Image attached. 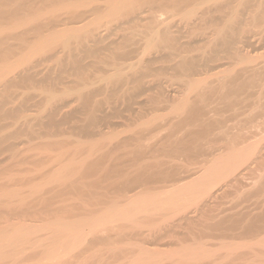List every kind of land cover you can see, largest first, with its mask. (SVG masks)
<instances>
[{
  "label": "bare ground",
  "instance_id": "bare-ground-1",
  "mask_svg": "<svg viewBox=\"0 0 264 264\" xmlns=\"http://www.w3.org/2000/svg\"><path fill=\"white\" fill-rule=\"evenodd\" d=\"M158 12H165L168 16L169 14H171L170 16L173 15L174 18H176L175 16H177V14L180 15L179 13L183 12V15H180L183 18L178 16L177 20H180V18L183 20V22L184 20H186L187 27L185 26V28L188 29L189 26L192 30L194 27H198V30H200L199 27H204V25L214 22V33L211 32L212 27L210 25L209 26L211 27V29L209 31L207 30L209 33H213L212 38L209 37V44L206 42V45H208L207 47L210 49V52H206L208 51L206 50L207 47L205 46V48L203 46L206 51L203 48L204 53L203 55L201 53L202 57L200 56L201 58H203V60H210V62L213 61L211 59L215 57L217 53H219V50L227 51V53L229 52L237 55L243 52L239 51L237 47L238 43H242V39H244V37L245 39H247L246 37L252 32L251 30H253V27L255 29L259 25L264 24V0H0V112H2L0 116V264H219L221 261L218 260L219 252L223 253L222 256L221 254L219 256H221V259H224L225 261H229V258L232 257V255L235 253L234 247L236 246L234 242L231 241V239H233L232 235L234 234V232L238 231L239 227H241V231L243 230L244 232V229H242V227L245 221L247 223H245L246 226L249 225L248 222L250 221V217H247V215L246 217H244V215L239 217L237 214H235L236 212L229 213L225 210L221 211V208L219 211L221 213L216 214L215 210L217 208H215L216 205L214 206V203L216 202L213 203L212 201L214 200L213 197L215 193H213V190L215 191L216 187H219L221 184L226 187H224V190H226L230 185L231 187H233V182H238V175L240 174L238 173V169L243 165L245 167L247 163L249 164L253 159L252 157L257 154V142L254 144H248L247 146L243 145L245 148H240L238 146L239 141L242 140V143H248L246 140H244L246 139V132L242 133L243 131H240L238 133L236 130L237 133H231L221 127L222 129L219 130V132L213 133L211 131L215 130L209 131V127L208 129L204 130L200 128L201 130L199 132L202 135H200L199 138H191V141L188 140L184 141L183 143L181 142L183 144L182 147H179L178 141L176 142L175 146L173 145L174 147L169 145L170 148H173L172 152L170 151V153L164 154V151L163 154L158 153V151L155 150L156 148H154V146L157 145V143L161 142V140H155L157 137L159 138V135L161 136V134L158 135L159 129H163L164 126L168 127L169 125L170 127H173L174 130V127L178 128L185 122L187 123L188 120L185 121L183 119L185 117L182 116L185 114L183 112H185V110H187L189 107L190 108L188 110H191V113L193 111L195 112L193 113L194 117L195 114H199L197 118L195 117L196 119H192L190 117V113L189 117H187L189 118V121L191 119V121L196 120L199 123H207L205 118L204 120L202 119L203 111H205L203 113L204 115L205 113H209L208 111L206 112V103L204 101V99H208L205 98L206 96L209 97V95L211 94H216L220 97L219 99H221L228 107H232L233 110L235 108L236 110V106L239 104L242 105V103L246 100V96L251 87L253 88V86H255L257 83L259 84V81L257 80L258 82H256V79H254L256 68L255 73H253L252 75L253 77H250L248 75L249 78L246 81L245 79L242 80L245 81L243 83L234 84V81H238L239 77L237 78V75L233 74L236 76L235 78H237L236 80L233 79V81L230 79V75L232 77V74H230V80L220 79V81L218 79V85L216 82L217 86H213V83H211L212 81L209 82V80L207 79L203 80L200 76V79L197 78L198 80L195 79L196 82H193L192 78L189 77V73V75H187L189 78H187H191L192 82L190 80V88H187L194 92L192 94H195L196 91L197 93L196 95H194V97H198L196 98L198 102H193V104L195 103L194 108H191V104L188 105L191 102V98H193V96H187V92L189 93L191 91H185L186 94L184 95H186V98H184L185 96L183 95L184 99L182 100V98H180L181 100L179 99L178 101L179 104L175 106V108L172 107L173 109L170 108L172 111V114H170L172 116H166L170 111L167 114L165 112V116L164 112L163 115L160 114V109L158 108L159 111H156V109L154 111L155 114L152 113L153 111L150 112L151 114H154L152 116L149 114L152 119H150V116L149 118L147 117V120L144 121L143 118H141L142 120H140V116L137 118L141 122H137V125L139 127H137V125H134L135 129L136 127L138 128V132L136 129V133L134 132V130H131L134 127L129 129L132 125L129 126L126 124L128 128L127 126H124L126 127V129H128L127 131L131 130L130 132H133L132 134H129L130 132L128 133L127 131L125 132L126 129L119 127L118 131L120 129L124 130H122V135L121 133H118L116 131L117 129L115 130L116 133L114 132V130H111L113 132L108 130L111 126H113L111 123V121L113 120H109L111 115L109 113H111L115 108L111 107V109L108 106L107 108L109 110L111 109V111L108 112L109 110H107V113H105L106 110L104 111L101 107L102 102L96 101L101 97H96V99L93 100V95L97 90L91 89L97 84H94V86H90L89 82H92L94 78L95 79L93 80V83L98 82V80H96L98 78H96L95 73V77H93L92 79H86V77L88 76L84 77L85 75H82L85 79H79L82 76H77L78 78H76L81 81L79 84L74 87L71 86V88L70 86L66 85L63 89H61L59 93L56 92V89H53L54 86L46 87L42 85L43 83H40L41 86H43L42 88L38 86L39 82H37V79L40 78H38V76L40 75L41 71H43L42 75L44 74V69L42 70L41 68H39L40 63L43 61H45L46 64L47 60L50 62L52 61V59H55L58 62L63 63L66 58L70 59L74 57L78 58L76 59L77 61L74 60L78 62L79 57H81L82 52H84L85 55H91L92 58L100 57L99 59L101 60V62H104L106 65H108L107 63H109L110 60H108V62L106 63L104 61L105 56H103V54L104 52H107V50L109 51L110 48L112 50V46L116 50V45L114 47V44L117 43L116 38L115 43L113 44L112 42L111 46H108L109 43L105 47L102 45L105 42V39L109 37H106V34H109L107 30H110L111 28H109V24L118 20L120 21L121 18H126L129 24L132 21V23H136L134 19L138 18V20H140L141 17H147L148 14L152 16L150 17L155 21V23H158V15H156ZM219 17L221 18L220 21L217 20L219 19ZM147 18L149 19V17ZM146 19L144 18V20ZM171 19L173 18L171 17ZM177 20L173 19L171 20V23L172 21H174L175 23ZM124 22L127 23L126 21ZM183 22L181 21L180 23ZM167 23L165 24L167 25ZM158 24H153L155 25L153 26V29L151 27L149 28V33H151V29L152 33L151 35L149 34L148 37L146 36L147 47H151V45L155 41H158L160 42L159 44L162 45L161 48H169L170 50L173 49L172 51L167 53L168 55L177 53V57H179V60L175 57L174 59L178 60V62L175 64L179 69L184 71V69L186 68L185 71H189V69L195 67L197 68L199 56L196 57L195 55L192 56L191 54L190 56L187 54V52V55H183L182 50L180 48L177 49V36H173V34L175 35V31L172 34L170 25L165 26L164 28L162 27L161 29ZM180 25L178 24L177 27ZM183 25H185V23H183ZM134 26L136 25L134 24ZM119 28L121 29V27ZM259 29L262 30L263 28ZM181 30L182 29H180V31ZM187 31L189 32V30ZM203 31L205 33L206 30ZM256 32L257 29H255V33ZM245 33L249 34L246 36ZM258 33L260 34L259 31ZM133 35L135 36L136 34L134 33ZM133 35L131 34L125 36L126 43L132 40ZM193 35L194 34H192V37ZM205 37H207V34ZM110 38L111 36L109 37V39ZM196 38L197 37H195V39ZM137 39L138 38L136 37V40ZM133 41L135 42V40ZM260 42L261 41H259V43ZM104 44H107V41ZM203 44L205 45V42H203ZM154 45L159 46L156 42V44L152 45V48H154ZM98 46L103 49L101 50L102 54H100V56L97 53V55L93 54L97 50ZM118 46H120V44ZM128 46L129 45H127V47ZM120 47L123 48V46ZM174 48L176 49L174 50ZM190 48H192V46ZM104 49L106 51H104ZM131 49L133 51V48ZM117 50H119L118 47ZM121 50L122 49H120V52ZM152 50H156L158 54V49ZM185 50L187 51V49ZM98 51L99 50H97V52ZM200 52H202V50H200ZM111 53L109 54V58H111L112 61L109 64L112 65L109 68H113V72H111L112 74H109V72L107 75L100 74V76L102 75L104 77H101L102 79L100 78L99 81L103 80L104 78H106V80H104L105 82L107 81V79L108 81H110V87L107 88L108 92L110 89V94H116L121 92L120 90L124 91V89H126V91H124L125 93L123 92V95H128L130 93V90H132L130 89L132 88L130 85L133 83V86H135L136 88L134 82L141 84L142 80L147 77L152 71L153 66L150 67L149 65H147L145 63L146 61H143L144 63H141V56L139 57L140 61L138 62H126V60L125 63H122L123 60H121V62L119 63L122 55L117 56L115 52V55H111ZM160 53L161 52H159V54ZM109 55H107V57ZM88 56L87 58L89 59ZM253 56L251 55V58L248 57L251 60L250 61L248 59V62L250 61V64H252L253 62L255 63V61L257 62V60H252ZM255 57L257 58V56ZM159 58L161 59L162 57ZM220 58L221 57L219 56V60H221ZM244 59L246 60L247 58H245L244 56ZM70 60L71 63H73L72 59ZM70 60L68 62H70ZM92 60L93 62L96 61L95 58ZM155 60L153 62L156 63L157 59ZM171 60L173 61V59ZM206 62L207 61H205V65ZM66 63L67 62H65V65ZM250 64H247V66H249ZM18 65L21 66L20 69L17 68ZM76 65L77 64L75 63L74 70L76 68ZM96 65L97 64H95V66ZM152 65H154V63ZM171 65L173 66V64ZM256 65L258 66V69L260 65ZM14 67H16L17 71L14 72V75L10 74L12 76L9 77L8 75L12 72L11 70ZM61 67L59 68V71L63 68ZM77 67L81 68V65H77ZM165 67L166 66L162 68ZM252 67L254 68L255 65ZM80 68L79 71L82 73V68ZM125 69L127 70V72L125 71ZM200 69L202 68L200 67ZM259 69H261V67ZM79 71L77 70L75 73ZM211 71L212 70H210L209 75H211ZM258 72L259 71H257V73ZM61 73L62 72H60V74ZM186 73L184 72V74ZM220 73H222V70L220 71ZM220 73L217 74V77L220 78V76H224L223 78H225V75H221ZM243 73L247 75L246 72ZM67 74L68 76H70L69 73ZM82 74H85V72H83ZM154 75L155 74L153 73V76ZM160 75H162V73ZM159 76L157 75V77ZM182 76H180V78ZM263 76L264 75H262V77ZM52 77L53 75L51 76V78ZM55 77L52 79L50 78L52 82L53 79L55 80L54 84L60 82V78L63 76L58 74V77H56V79ZM151 77L149 80L152 79ZM155 79L156 78L154 76V79L152 80ZM188 79H186L185 76L184 82H186V80ZM56 80L59 81L57 82ZM65 81L66 80H64V82ZM144 81H146V78ZM45 84L48 85L47 83ZM99 84H101V82ZM164 84L162 86H164ZM57 85L59 86V84ZM103 86L107 87V85L105 86L104 84ZM147 86L150 87L149 84ZM154 86L157 87L158 85ZM38 87L41 91H47L45 93L47 94V97L43 92V96H45L44 98H46V102H44L42 106L46 103L49 104L48 106L50 107V105L52 106V103H54L55 105L56 101L61 97L63 99V96L67 97V95L75 94L78 98V101H82V104L80 107L78 104V110H74L75 107H73L74 111H72L70 114L78 112V114H81V117L82 115H84V117L81 119L79 118V120L68 122L70 123V125H66L67 123L65 124L54 121H43V119L46 120L45 116V118L42 117L43 119L40 118L38 121L36 115L35 117H32V114H29V116L27 113H20V110L22 109V111H24V108H19L20 110H17L19 113H10L11 110L13 112L16 109H14V106H12V104L15 105L14 102H17L15 101V95L20 91V89H36ZM104 87L102 89L100 86L101 90H105ZM263 87L261 84V87L259 88H262L263 90ZM158 88L159 87H157V89ZM31 91L33 90H30V92ZM259 93L260 91L258 92V94ZM153 96L154 95L150 97ZM260 96L261 95H259V97ZM102 98L104 99L105 97L102 96ZM147 98H149V96ZM193 99L195 101V98ZM209 99L211 100V98ZM116 100L115 105L117 103ZM129 100H131V98H129ZM122 101L126 103L125 101L127 100H125L124 98ZM146 101L148 100L146 99ZM175 101L177 102V99H174L173 105L177 104L175 103ZM256 101H259V99ZM119 102L118 104H120ZM132 102L133 101H131V103ZM60 103L56 104L57 107ZM257 105H260V103ZM110 106H112V104ZM243 106L244 104L242 105V107ZM258 107H261L263 109V114L261 117L264 119V104ZM56 108L53 109L54 111H51L53 113L56 112ZM131 108L132 107H130V109ZM207 108L209 107L207 106ZM238 108L240 107L238 106ZM41 109L45 111L43 107ZM70 109L72 110V108ZM115 110H113L112 114L116 113ZM188 110L186 111L187 113H189ZM136 111L134 110L135 113ZM142 111L144 112V110ZM7 112H9V114H7ZM30 112L32 113V111ZM156 112H159V114H157ZM217 113H219V111ZM43 114L44 112H42V114L40 113V116H38L41 117ZM129 114L131 115V112H129ZM122 115L120 116L119 114L120 118L123 117ZM206 115L204 117H206ZM143 116L145 115L143 114ZM51 117L53 116L51 115ZM129 117L126 119H130ZM200 117H202V121ZM207 118L209 119L210 117ZM111 119L114 118L112 117ZM258 119L260 121L259 117ZM119 120L120 122H122V119ZM119 120L115 119V121H118V123ZM209 120H211V118ZM261 122L264 124V120H261ZM123 123L125 124L126 121ZM130 123L132 124L133 122ZM195 123L196 122H194V124ZM200 124L198 125L200 126ZM257 124L258 123H256V126ZM214 125H216V123ZM141 126L144 129L141 128ZM113 127L112 129H114ZM258 127L260 128V125H258ZM105 128H107L109 132H107ZM140 128L142 130H140ZM247 129L248 128H246V130ZM124 132L126 133V135L129 134L131 136L124 137ZM176 132H178V129ZM170 136L173 135L171 134ZM70 138H74V141H71V143L69 141ZM261 139L263 141L264 135H262ZM173 142L171 141V143ZM221 143L222 145H220ZM70 144H72L71 148ZM168 147L165 148V151ZM161 155L162 157H160ZM257 161H259V159L256 160V163ZM254 167L251 173H253L255 169ZM241 169H243V167ZM247 170L248 169H246V171ZM248 172L250 173V170H248ZM261 177H259L258 180L256 179V184L260 182ZM256 184L254 186H256ZM259 191L260 190L258 189V192ZM218 194L220 195V193L217 192V195ZM21 208H23V210L25 208V211H23ZM244 213L245 212H243V214ZM187 214H193L195 218L190 219L192 215L189 216L190 218H188ZM235 215H237L238 217L234 219ZM255 219L257 220V218ZM255 219L252 218V221L254 220V224L256 222ZM251 224L253 225V223ZM254 228L256 229V227ZM248 231L249 230L247 229V232ZM185 232L188 233L186 235L190 234L189 238L191 237V242L189 241L190 239L186 240L184 239V237L182 238ZM250 232L252 231L250 230L249 233ZM252 233H254V231ZM238 236H240L239 233ZM233 237L236 238V235ZM229 241H231L233 244ZM239 242L236 243L240 246L242 242ZM218 243L219 247L216 246V244ZM244 243L246 242L243 241L242 245ZM259 244L260 246L264 245H261V243ZM173 245H176V247H172ZM246 245L250 246L248 248H251L253 244L249 245L246 243L245 246ZM255 245H257V243L255 244L254 242V246ZM247 246L243 248H247ZM236 248V251L239 250L238 246ZM262 254H260L262 256L261 258L264 259V256ZM235 255H237V253ZM260 255L256 253V257L252 256V263L259 260H261V262H264L262 259H256ZM224 260L221 262H224ZM230 261H232V259ZM248 261L250 260L248 259ZM246 263L247 262H245V264Z\"/></svg>",
  "mask_w": 264,
  "mask_h": 264
},
{
  "label": "rangeland",
  "instance_id": "rangeland-1",
  "mask_svg": "<svg viewBox=\"0 0 264 264\" xmlns=\"http://www.w3.org/2000/svg\"><path fill=\"white\" fill-rule=\"evenodd\" d=\"M163 12H158L156 15H158L157 16V19L159 20V24L158 23H155V21L151 18L152 16L151 15H149L148 14V16L147 17H149V19L147 18V17H141L140 18V20H138V18H136V19H134V21H136V23L134 22V23H132V22H130V24L128 23V21L126 20V18H121V20L118 22V21H115V22H113V23H111V24H109V28H110V30H107L108 31V33L109 34H106V37L107 36H111V38L109 39V37H107L106 39H105V42L104 43H106V41H107V44H102L104 47L106 46V45H108V43H109V45L108 46H111L112 45V42H113V44L115 43V41H116V38H117V43H115L114 44V47H115V45H116V50H117V47H118V49L119 50H115V48H113V46H112V50H111V48H110V50L108 51L107 50V52H104V54H103V56H105L104 57V61L107 63L108 62V60H110V62L109 63H111V61H112V59L111 58H109L110 57V53H111V55L112 54H114L115 55V53H116V55L118 56V55H122V57H123V59H122V57L120 58V60H119V63L121 62V60H123L122 61V63H125V61L126 62H135V61H140V59H139V57L141 58V63H144L143 61H146L145 63L147 64V65H149L150 67H152V71L149 73V75L147 76V77H145L146 78V81H144L145 80V78L142 80V82H141V84H139V83H137V82H134L135 83V85H136V88H135V86H133L134 84L132 83L130 86L132 87V88H130V89H132V90H130V93L129 92H127V93H129L128 95L127 94H125V95H127V96H125V95H123V92L124 91H126V89H124V91L123 90H120L121 92H119V93H111L110 94V89H109V92H108V90H107V88H109L110 86V84H109V82L110 81H108V79H107V81L105 82L104 80H106V78H104L103 80H100L99 81V79L102 77H104V76H100V74H103V75H107L109 72V74H112L111 72H113V68H109V67H111V65L112 64H109V63H107L108 65H106L104 62H101V60L99 59L100 57H98V58H96V57H93L92 58V56L90 55V56H88V55H85V53L84 52H82V56L81 57H79V60H78V62H76L77 60L76 59H78V58H70V59H72V62L73 63H71V60L70 59H65V61H63V63H61V62H58L57 60H55V59H52V61H48L47 60V62H46V64H45V61H43V62H41L40 63V66H39V68H41L42 70L44 69V76L42 75V73H43V71H41L40 72V75L43 77H41L40 75L38 76V78L39 79H37L38 81L37 82H39V84H38V86L39 87H43V86H54L53 87V89L55 90L56 89V92H60L61 91V89H63L66 85L67 86H70V88H71V86L72 87H74V86H76L77 84H79L81 81H79V79H81V78H84V77H86V76H88V77H86V79L88 78V79H92L93 77H95L94 75L96 74V78H98V79H96V80H98V82L97 83H93V80L95 79H93L92 80V82H89V84H90V86H94V84L96 85L95 87H91L92 89L91 90H97V91H95L96 93H94V95H93V100L94 99H96V97H101V98H99L98 100H96L97 102H102V108H103V110L105 111V113H107V110H109L107 107L109 106V108H115V109H113V110H115L116 111V113L115 114H112V112H113V110H112V112L111 113H109V114H111L110 115V118H109V120H113V121H111V123H112V125L114 126H111L108 130H114V132H115V130L118 132V133H121V135H122V130L120 129L119 131H121V132H119L118 131V129H119V127L120 128H124V129H126V127H124V126H127V125H129V126H131L129 129H131L132 127H134V125H137V122L139 123V122H141L140 120H142L141 118H143V121L144 120H147V117L149 118V116L151 115H154L155 113H154V111L156 110V111H159V109H160V114H162L163 115V112H164V116L169 112V114L168 115H166V116H172L171 114H172V111H171V109H173L172 107H174L175 108V106H177L178 104H179V99L180 98H182V100L184 99V98H186V95H184V94H186V92L189 90V91H191L189 88V86L191 85V82H192V80H193V82H196V80H198V79H200V77L203 79V80H205V79H207V80H209V82H211V83H213V86H217L218 85V82H219V80L221 79H226V80H236L238 77V81L236 80V81H234L235 83L234 84H240V83H243V82H245L248 78H249V76L250 77H253L252 75H253V73H255V68H256V75L254 74V79H256V82H258L259 81V84L257 83L255 86H253V88L251 87V89H250V91L248 92V94H247V96H246V100H247V102H246V100L242 103V105L244 104V106L242 107V105L241 104H239V105H237L236 106V110H235V108H234V110H233V108L232 107H228L221 99H219L220 97L218 96V95H216V94H211V95H209V97L208 96H206L205 98H208V99H204V101H205V103H206V112L208 111L209 113H205V115H206V117H204L205 115L203 114L205 111H203V113H202V117H200V119L202 118L203 120H204V118H205V120L207 121V123H199V122H197L196 120L195 121H191V119H190V121H189V118H187V117H189V114L191 113V110L189 111L188 109L190 108H188L187 110L189 111V113H187L186 111L187 110H185V112H183V113H185L182 117H185V118H183L185 121L186 120H188L187 121V123L185 122L184 124H182V125H180V127H174L175 129L173 130V127H170L169 125H168V127L167 126H164V128L162 129H159L158 131V135L159 134H161V136H163V137H161L160 135H159V138L157 137L155 140H161V142H159V143H157V145H155L154 146V148H156L155 150L156 151H158V153H161V154H163V151H164V154L165 153H170V151L172 152V150H173V148L172 147H174L175 146V144H176V142L178 141V143H179V147H182L183 146V142L184 141H188V140H192L191 138H193V139H195V138H199L200 137V135H202L199 131L201 130L200 128H202L203 130L204 129H208L209 127V131H211V130H215V131H211V132H215V133H217V132H219V130H221L222 128L223 129H226V130H228L229 132H231V133H239L240 131L242 132V133H245V137H246V139H244V140H246L248 143H246V142H244V143H242L243 141L241 140V141H239V144H238V146L240 147V148H245L244 146L246 145H248V144H254V143H256L257 145H258V150L256 151V155H254L251 159H252V161L247 165H245V167H244V165L242 166L243 167V169H241L242 167H240L238 170H239V172L238 173H240L239 175H238V182H236V183H232L233 185V187H231V185L229 186V187H227V189L226 190H224V187L225 186H223L222 184L219 186V187H216V190L214 191L213 190V193H214V197H213V199L214 200H216V201H214V200H212L213 201V203L214 202H216V203H214V206H215V208H217L216 210H215V213L216 214H220L221 212H219L220 211V208L222 209L221 211H227V212H233V213H235V214H237L239 217L240 216H243L244 215V217H246V215H247V217H250L249 219H250V221H249V219H248V224L249 225H247L246 226V221H245V223H244V225H243V227H242V229H244V232H243V230L241 231V227H239L238 228V231H236V232H238L239 233V235L241 236H238V233H236V232H234V234L232 235V238L234 239H231V241H233L234 242V244H235V246L237 247H239L238 249L239 250H237L236 251V247H234V254L232 255V257H230L229 259L231 260L232 259V261H230L229 259V261H225L224 259H221L222 257V252H219V254H218V260L220 261H223L224 260V262H221L220 261V263L219 264H245V262H247L246 264H256L257 262H260V263H263L264 264V262H261V260H259V259H262L261 257V255L260 254H262L263 256H264V207H263V205H264V199H262V198H264V197H262V196H264L263 195V189H264V139H263V141H262V135H264L263 133V131H264V124L261 122V120H264L261 116H262V111H263V109L260 107H258V106H260V105H262V104H264V84H263V82H264V76L262 77V75H264V24H261V25H259L258 27H256L255 29H257V32L255 33V29H254V27L252 28L253 30H251L252 32L250 33V34H252V35H250L249 33H245L246 34V36L249 34L250 36H252V37H250L249 35L246 37L247 39H245V37H244V39H242V43L241 42H239L238 43V49H239V51H243V52H241V53H239V54H241L242 55V58H241V55H239V57H238V55L237 54H233V53H227V51H223L222 49V51H218L219 53H217V54H219V55H215V57H213L211 60H213V61H211L210 62V60L208 61V60H203V58H201L202 57V55H203V53H204V50H205V48L208 46V45H206V42L209 44V39L210 38H212V35H213V31H214V29H215V26H214V22L213 23H210V24H206V25H204V27L203 26H201V27H199L200 28V30H198V27H194L193 28V26H192V28H193V30L188 26V29L187 28H185V26L187 27V24H186V20H184V22H183V20L181 19V18H183V17H181L180 15H183V12H181V13H179L180 15H178L177 14V16H175L176 18H174V16L172 15V16H170L171 14H169V16L167 15V13H163ZM166 15H167V19H166ZM151 16V17H150ZM178 16L179 17H181L180 18V20L178 19L177 20V18H178ZM165 17V18H164ZM171 17L175 20H177L175 23H174V21H172V23H171V20H173V19H171ZM144 18L146 19V20H144ZM160 19H162L163 21H164V23H163V21L162 20H160ZM169 20V21H168ZM217 20H221V18L219 17V19H217ZM105 21H106V19H105ZM104 21V22H105ZM124 21H126L127 23H125ZM138 21V22H137ZM169 23H167V22ZM179 21V22H178ZM183 22V23H185V25H183V23H180V22ZM218 21V22H219ZM118 22V23H117ZM145 22V23H144ZM161 22V23H160ZM178 22V23H177ZM119 23H120V25H119ZM147 23V24H146ZM165 23H167V25L165 24ZM116 24V25H115ZM134 24L137 26H134ZM151 24V25H150ZM153 24H155V25H157L158 24V26L162 29V27L164 28L165 26H169L170 25V27H171V33L173 34L174 33V31H175V35L173 34V36H177V49H181L182 50V54L183 55H185L186 54V52H187V54L188 55H192V56H196V57H198V67L196 68H192V69H189V71L188 70H186L187 71V73H186V71H185V69H184V71L183 70H181V69H179L177 66H176V64L175 63H177L178 62V60H179V57H177L178 55H177V53H174V54H172V55H168L167 53H169L170 51H172L173 49H167V48H161V46L162 45H160L159 43L160 42H158V41H155L153 44H156V42H157V44L159 45V46H155L154 45V48H152V45H151V47H147V39H146V36L148 37V35L150 34L151 35V33H152V29H153V26H155V25H153ZM179 24H181L180 26H178L177 27V25ZM112 25V26H111ZM174 27H173V26ZM183 25V26H182ZM212 27V29H211V27ZM263 25V26H262ZM134 26V27H133ZM149 26V27H148ZM213 26H214V28H213ZM260 26H262V27H260ZM112 27H113V30H112ZM117 27H118V29H117ZM119 27H121V29L119 28ZM136 27V28H135ZM148 27V28H147ZM152 28L151 29V33H149V28ZM158 27V28H159ZM182 27H184L185 29H186V31L187 30H189V32L187 31H185V29L184 28H182ZM206 27V28H205ZM207 27H208V29H207ZM115 28V29H114ZM138 28H140V29H138ZM144 28V29H143ZM190 28V29H189ZM259 28H263L262 30H260ZM174 29H176V30H174ZM180 29H182L181 31H180ZM183 29H184V31H183ZM211 29V32H213V33H209L208 31ZM116 30H117V32H116ZM134 30V31H133ZM137 30V31H136ZM139 30V31H138ZM191 30V31H190ZM195 30V31H194ZM203 30H208L207 32L205 31V33L207 34V37H205L206 36V34L204 33V31ZM119 31V32H118ZM120 31H121V33H120ZM132 31V32H131ZM182 31H183V33H182ZM194 31V32H193ZM196 31H199V32H196ZM200 31H202V32H200ZM258 31L260 32V34L258 33ZM262 31V32H261ZM142 32V33H141ZM193 32V33H192ZM113 33V34H112ZM126 35H125V34ZM136 34L135 36L138 38L137 40H136V37L133 35V34ZM147 35H146V34ZM178 33H179V35H178ZM189 33H191V34H188ZM196 33V34H195ZM208 33H209V36H208ZM133 35V37H132V40H130L129 42H127L126 43V37L125 36H127V35ZM192 34H194L193 35V37H192ZM199 34H200V36H201V38H200V36H199ZM257 34H259V35H257ZM263 34V35H262ZM112 35H113V37H112ZM170 35V34H169ZM196 35V36H195ZM217 35V34H216ZM255 35V36H254ZM122 36H123V38H122ZM143 36V37H142ZM172 36V35H171ZM199 36V37H198ZM262 36V37H261ZM115 37V38H114ZM139 37H141V38H139ZM180 37H181V39H180ZM195 37H197L196 39H195ZM202 37H203V40H202ZM210 37V38H209ZM258 37V38H257ZM133 38H135V39H133ZM183 38H187L186 40L185 39H183ZM190 38V39H189ZM193 40H192V39ZM205 38V39H204ZM108 39H109V41H108ZM112 39V40H111ZM125 39V40H124ZM179 39V40H178ZM256 39V40H255ZM261 39V40H260ZM119 40V41H118ZM133 40H135V42L133 41ZM182 40V41H181ZM183 40H184V42H183ZM196 40V41H195ZM205 40H207V41H205ZM189 43H188V42ZM190 41H191V43H190ZM253 41V42H252ZM259 41H261L260 43H259ZM203 42H205V45L203 44ZM121 43H123V44H121ZM125 43V44H124ZM178 43H179V45H178ZM201 43V44H200ZM244 43V44H243ZM120 44V46H123V48H121L120 46H118ZM185 44V45H184ZM192 44V45H191ZM258 44V45H257ZM74 45V44H73ZM127 45H129L128 47H127ZM132 45V46H131ZM241 45V46H240ZM124 46H125V48H124ZM189 46V47H188ZM192 46V48H190ZM201 46H202V49H201ZM205 48H204V47ZM73 47H75V46H73ZM100 47H101V45H100ZM99 46L97 47V50H99V51H101V50H103L102 48H100ZM133 48V51H132V49L131 48ZM147 47V48H146ZM156 47V48H155ZM175 47V46H174ZM184 47H186V48H184ZM245 47V48H244ZM129 48V49H128ZM151 48V49H150ZM176 48H174V50L176 49ZM184 48V49H183ZM203 48H204V50H203ZM243 50H242V49ZM120 49H122L121 50V52H122V54H121V52H120ZM152 49H158L157 51H158V54H157V52H156V50H152ZM159 49H160V51H159ZM163 49V50H162ZM185 49H187V51L185 50ZM198 49H200V50H202V52H200V50H198ZM245 49V50H244ZM79 50V49H78ZM97 50L93 53V54H98L99 56H100V54H102V51L101 52H97ZM168 52H167V51ZM206 50H208V51H206ZM206 52H210V49L207 47L206 48ZM104 51H106L105 49H104ZM128 51V52H127ZM129 51H130V53H129ZM190 53H189V52ZM195 51H196V53H195ZM248 51V52H247ZM110 52V53H109ZM115 52V53H114ZM117 52H119V53H117ZM125 52V53H124ZM127 52V53H126ZM159 52H161L160 54H159ZM166 52V53H165ZM200 52V53H199ZM249 53V54H247V53ZM260 52V53H259ZM263 52V53H262ZM84 53V54H83ZM105 53H106V55H105ZM129 53V54H128ZM151 53V54H150ZM193 53H195V54H193ZM198 53V54H197ZM201 53H202V55H201ZM243 53H244V55H243ZM96 54V55H97ZM128 54V55H127ZM148 54V55H147ZM150 54V55H149ZM156 54H157V56H156ZM167 54V55H166ZM186 54V55H187ZM228 56H227V55ZM255 54V55H254ZM85 55V56H84ZM107 55H109L108 57H107ZM125 55V56H124ZM144 55V56H143ZM147 55V56H146ZM161 55V56H160ZM166 55V56H165ZM190 55V56H191ZM222 55V56H221ZM225 55V56H224ZM230 55V56H229ZM232 55V56H231ZM251 55L253 56V58L255 57V56H257V58H258V56H259V58L257 59L256 57L253 59L252 58V60L253 61H255V60H257V62L255 61V63L253 62H251L252 64H254L255 65V67L253 68L252 66H254V65H252V64H250L249 62L251 61L250 60V58H251ZM79 56V55H78ZM87 56L89 57V59L87 58ZM103 56H101V57H103ZM127 56V57H126ZM144 58H143V57ZM153 56V57H152ZM168 56H169V58H168ZM219 56L221 57L220 59L221 60H219ZM228 58H227V57ZM244 56H245V58H247L246 60L244 59ZM84 57V58H83ZM106 57H107V59H106ZM124 57H125V59H124ZM159 57H162L161 59L159 58ZM171 57V58H170ZM174 57L177 59L178 58V60H176V59H174ZM238 57V58H237ZM248 57H250V58H248ZM81 58V59H80ZM95 58V62H93V60L92 59H94ZM126 58H128V59H126ZM143 58V59H142ZM145 58H146V60H145ZM154 58V59H153ZM163 58H164V60H163ZM131 59V60H130ZM138 59V60H137ZM151 59H153V60H151ZM155 59H157V62L155 63V62H153ZM171 59H173V61L171 60ZM240 59V60H239ZM248 59L250 60L249 62H248ZM67 60V61H66ZM70 60V62H68ZM74 60H76V61H74ZM81 60H83V61H81ZM92 60V61H91ZM99 62H98V61ZM130 60V61H129ZM134 60V61H133ZM148 60V61H147ZM150 60V61H149ZM170 60V61H169ZM260 60V61H259ZM89 61V62H88ZM103 61V60H102ZM156 61V60H155ZM175 61V62H174ZM205 61H207L206 62V65H205ZM219 61V62H218ZM241 61V62H240ZM65 62H67L66 63V65H65ZM98 62V63H97ZM161 62V63H160ZM174 62V63H173ZM202 62V63H201ZM203 62H204V65H203ZM209 62V63H208ZM223 62V63H222ZM70 63V64H69ZM75 63L78 65V66H80L81 65V68L80 67H77V65L75 66L76 68H75V70H74V65H75ZM92 63V64H91ZM154 63V65H152ZM200 63H201V65H200ZM48 64V65H47ZM50 64V65H49ZM74 64V65H73ZM95 64H97L96 66H95ZM105 64V65H104ZM171 64H173V66L171 65ZM211 64V65H210ZM247 64H250L249 66H247ZM256 64H258V65H260L259 66V68L261 67V69H257V65ZM46 65V66H45ZM73 65V66H72ZM91 65V66H90ZM110 65V66H109ZM243 65H244V67H243ZM45 66V67H44ZM63 68H62V67ZM100 66V67H99ZM108 66V67H107ZM164 66H166L165 68H162V67H164ZM170 66H172V67H170ZM17 67V66H16ZM16 67H14L15 68V70H14V68H12V72L11 73H9V77H11L12 75H14V72L15 71H17V69H16ZM44 67V68H43ZM62 68V69H60V71H59V68ZM104 67V68H103ZM113 67V66H112ZM169 67V68H168ZM174 67H175V69H174ZM200 67L202 68V69H200ZM219 67V68H218ZM18 69H20L21 68V66L20 65H18V67H17ZM45 68H46V70H45ZM79 68L81 69V71H82V73L83 72H85V74H82L80 71H79ZM102 68V69H101ZM111 69V70H108V69ZM156 68V69H155ZM160 68V69H159ZM229 68V69H228ZM241 68V69H240ZM245 68V69H244ZM248 68V69H247ZM252 68V69H251ZM40 69V70H41ZM52 69V70H51ZM79 71V72H77V73H75L77 70ZM91 69V70H90ZM177 69V70H176ZM197 69V70H196ZM198 69H200V70H198ZM222 70V73H220V71ZM224 69H226V70H224ZM235 69V70H234ZM242 69H243V71H242ZM248 71H247V70ZM254 69V70H253ZM14 70V71H13ZM62 70V71H61ZM74 70V71H73ZM154 70H156V71H154ZM179 70V71H178ZM193 70V71H192ZM196 70V71H195ZM205 72H204V71ZM210 70H212L211 71V75H209L210 74ZM228 70H231V71H233V72H231V71H228ZM253 70V71H252ZM261 70V71H260ZM49 71V72H48ZM65 71V72H64ZM72 71V72H71ZM106 71V72H105ZM125 71L127 72V70L125 69ZM176 71V72H175ZM182 71V72H181ZM202 71V72H201ZM251 71V72H250ZM257 71H259L258 73H257ZM53 72V73H52ZM60 72H62L61 74H60ZM89 72V73H88ZM155 74L154 76H155V78L157 79H155V80H152V79H154V76H153V73ZM184 72L186 73V74H184ZM196 72V73H195ZM207 72V73H206ZM217 72V73H216ZM224 72V73H223ZM239 72V73H238ZM242 72V73H241ZM243 72H246V74L247 75H245V73H243ZM51 73V74H50ZM67 73H69V75L70 76H68V74ZM78 73H80V74H78ZM93 75H92V74ZM95 73V74H94ZM159 73V74H158ZM162 73V75H160ZM177 73H178V75H177ZM189 73H190V76L189 77H191L192 78V80H191V78L190 79H188L189 77L187 76V75H189ZM212 73H215V74H212ZM218 73H220L221 75H225V78H223L224 76H220V78H218L217 76V74ZM236 73H238V74H236ZM10 74H12V75H10ZM45 74H46V77H45ZM49 75V77H48V75ZM58 74L59 75H61V76H63V77H61L60 78V82H58L57 80V82L58 83H55L54 84V79H53V82L51 81V79L52 78H54L55 76L56 77H58ZM64 74V75H63ZM76 74V75H75ZM152 74V75H151ZM159 76V77H157V75ZM180 74V75H179ZM206 74H208V75H206ZM226 74H227V76H228V78H227V76H226ZM230 74H232V77H231V75ZM233 74H235V75H237V78H235L236 76L235 75H233ZM241 76H240V75ZM243 74V75H242ZM261 74V75H260ZM53 75V77L51 78V76ZM55 75V76H54ZM82 76V75H85L84 77L82 76V77H80L79 79H77L78 77L77 76ZM164 75V76H163ZM183 75V76H182ZM186 76V79H188V80H186V82H184L185 80H184V78H185V76ZM229 75H230V79H229ZM249 75V76H248ZM71 76H72V78H71ZM75 76V77H74ZM98 76H100V77H98ZM152 76V77H151ZM163 76V77H162ZM166 76V77H165ZM178 76H179V79H178ZM180 76H182V77H184V78H180ZM200 76V77H199ZM246 78H245V77ZM257 78H256V77ZM56 77H55V79H56ZM77 77V78H76ZM90 77V78H89ZM105 77H107V76H105ZM150 77L152 78L151 80H149L150 79ZM188 77V78H187ZM222 77V78H221ZM244 77V78H243ZM44 78H45V80H44ZM51 78V79H50ZM101 78V79H102ZM161 78V79H160ZM166 78V79H165ZM194 78V79H193ZM198 78V79H197ZM243 78V79H242ZM260 78V79H259ZM263 78V79H262ZM63 79V80H62ZM85 79V78H84ZM196 79V80H195ZM201 79V80H202ZM214 79H216V80H214ZM219 79V80H218ZM245 79V81H242V80H244ZM39 80H41V81H39ZM48 80V81H47ZM64 80H66L65 82H64ZM160 80H161V82H160ZM168 80V81H167ZM182 80H183V82H182ZM190 80H191V82H190ZM220 80V81H221ZM241 80V81H240ZM258 80V81H257ZM261 80V81H260ZM42 81H44V82H42ZM49 81H50V83H49ZM87 81H90V80H87ZM104 81V82H103ZM188 81H189V83H188ZM200 81V80H199ZM52 82V83H51ZM101 82V84H99ZM103 82V83H102ZM145 82V83H144ZM149 82V83H148ZM152 82V83H151ZM158 84H157V83ZM216 82H217V85H216ZM260 82H262V83H260ZM43 85V86H41V84ZM45 83H47L48 85H46ZM93 85H92V84ZM106 83H108V84H106ZM150 85V87L149 86H147L148 84ZM161 83V84H160ZM164 84V86H162L163 84ZM215 83V84H214ZM45 84V85H44ZM49 84H51V85H49ZM54 84V85H53ZM57 84H59V86L57 85ZM63 84V85H62ZM99 84V85H98ZM103 84L106 86L107 85V87H104L103 86ZM137 84H139V85H137ZM143 84V85H142ZM152 84V85H151ZM185 84H187V85H185ZM190 84V85H189ZM261 84H262V87H263V90H262V88H259V87H261ZM61 85V86H60ZM141 85V86H140ZM154 85H158L157 87H159L158 89H157V87H155ZM160 85H161V87H160ZM259 85V86H258ZM98 86V87H97ZM100 86H101V88L103 89V87L105 88V90H101V88H100ZM258 88H257V87ZM39 87L38 88H36L37 89V91H36V89H34V88H26V89H20V91L19 92H17V94L15 95V97H16V100L15 101H17V102H14L15 103V105L14 104H12V106H14V111L12 112V110L10 111V113H14V114H16V113H19L17 110H20L19 108H24L23 110L24 111H22V109L20 110V113H22V112H24V114H32L31 116L32 117H35V115L37 116L36 118H37V120L39 121V119L41 118V119H43V118H45L46 117V120L45 119H43V121H54V122H59V123H67L66 125H70V123H68V122H72V121H75V120H79V118L81 119V118H83L84 117V115H82V117H81V114H80V116H79V114H78V112H75L74 114H70L72 111H74V110H78V108L81 106V104H82V101L81 100H79L78 101V98H77V96L75 95V94H71V95H67V97L66 96H63V99H62V97L60 98V99H58L57 101H59V102H57L56 101V103H55V105H54V103H52V106L50 105V107H51V109H50V107L48 106L49 104H46V107H45V104L42 106V104L44 103V102H46L45 100H46V98H44L47 94H45L47 91H41V90H39ZM62 87V88H61ZM127 87V86H126ZM125 87V88H126ZM142 87V88H141ZM146 87V88H145ZM187 87H189V88H187ZM95 88V89H94ZM99 88V89H98ZM135 88V89H134ZM155 88V89H154ZM163 88V89H162ZM187 89V90H186ZM263 91H261V90ZM24 90H25V92H24ZM30 90H33V91H31L30 92ZM101 90V91H100ZM129 90H127V91H129ZM158 90H159V92H158ZM254 90V91H253ZM23 91V92H22ZM29 91V92H28ZM104 93H103V92ZM108 92V94H107V92ZM133 91V92H132ZM135 91V92H134ZM143 91V92H142ZM161 91V92H160ZM186 91V92H185ZM253 91V92H252ZM256 91V92H255ZM260 91V93L258 94V92ZM42 92V93H41ZM43 92H44V94H45V96H43L44 94H43ZM98 92H100V93H98ZM133 94H132V93ZM137 92V93H136ZM170 92V93H169ZM103 93V94H102ZM121 93H122V95H121ZM125 93V92H124ZM143 93V94H142ZM155 93H157V94H155ZM165 93V94H164ZM173 93V94H172ZM175 93V94H174ZM192 93H194V92H187V96H190V95H192L193 96V98H195V101H194V99L193 98H191L192 100H191V102L188 104V105H190L191 106V108H194L195 107V103L193 104V102H198V100L196 99V98H198L197 96H195L194 97V95H196V91H195V94H192ZM29 94V95H28ZM100 94V95H99ZM110 94V95H109ZM135 94V95H134ZM138 94H139V96H138ZM146 94V95H145ZM160 94H162V95H160ZM178 94V95H177ZM189 94V95H188ZM25 97H24V96ZM97 95V96H96ZM121 95V96H120ZM152 95H154L153 97H150V96H152ZM158 95H160V96H158ZM179 95H181V96H179ZM185 97H184V96ZM215 95V96H214ZM259 95H261L260 97H259ZM23 96V97H22ZM29 96V97H28ZM95 96V97H94ZM102 96H104L105 98L103 99L102 98ZM109 96V97H108ZM121 98H119V97ZM132 96H134V97H132ZM137 96V97H136ZM149 96V98H151V99H149V98H147ZM157 96V97H156ZM162 96V97H161ZM164 96V97H163ZM179 98H178V97ZM191 96V97H192ZM253 97V98H251V97ZM19 97V98H18ZM47 97V96H46ZM112 97V98H111ZM115 97V98H114ZM139 97V98H138ZM175 97V98H174ZM184 97V98H183ZM249 97H250V101H249ZM18 98V99H17ZM23 98V99H22ZM28 98V99H27ZM43 98H44V100H43ZM125 98V100H127V101H125L126 103H124L122 100ZM129 98H131V100H129ZM133 98V99H132ZM159 100H158V99ZM164 98V99H163ZM209 98H211V100L209 99ZM214 98V99H213ZM216 98V99H215ZM259 99V101H256V100H258ZM261 98V99H260ZM25 99V100H24ZM66 101H65V100ZM73 99V100H72ZM102 101H101V100ZM110 99V100H109ZM114 99V100H113ZM116 99H119L120 100V102H119V100H116ZM136 99V100H135ZM146 99L148 100V101H146ZM156 99V100H155ZM174 99L176 100L177 99V102L175 101V103H177L176 105L174 104L173 105V103H174ZM212 99H213V102H212ZM219 99V100H218ZM60 100H61V103H60ZM70 100V101H69ZM115 100L117 101V103H116V105H115ZM150 100V101H149ZM167 100V101H166ZM170 100V101H169ZM181 100V99H180ZM208 100H210V101H208ZM26 101V102H25ZM39 101V102H38ZM62 101H64V102H62ZM131 101H133L132 103H131ZM138 101V102H137ZM154 101V102H153ZM207 101V102H206ZM252 101V102H251ZM38 102V103H37ZM42 102V103H41ZM113 102V103H112ZM118 102L120 103V104H118ZM151 102V103H150ZM164 102H165V104H164ZM258 102V103H257ZM262 102V103H261ZM31 105H30V104ZM35 103V104H34ZM58 103H60L59 105H61V106H59L58 105V107H57V105L56 104H58ZM63 103V104H62ZM70 103V104H69ZM110 103V104H109ZM123 103V104H122ZM134 103V104H133ZM168 103V104H167ZM211 105V107H210V105ZM224 103V104H223ZM254 103H255V105H254ZM260 103V105H257V104H259ZM39 104V105H38ZM51 104V103H50ZM78 104H79V107H78ZM112 104V106H110ZM126 104V105H125ZM131 104V105H130ZM140 104V105H139ZM150 104V105H149ZM213 104V105H212ZM245 104H246V106H245ZM53 105H54V107H53ZM120 105V106H119ZM139 105V106H138ZM149 105V106H148ZM194 105V106H193ZM225 105V106H224ZM19 106V107H18ZM33 106V107H32ZM47 106H48V108H49V110H48V108H47ZM126 106H128L127 108L124 107ZM154 106V107H153ZM207 106L209 107V108H207ZM238 106L240 107V108H238ZM257 106V107H256ZM17 107H18V109H17ZM27 107V108H26ZM35 107V108H34ZM44 108L45 109V111L47 112V111H49V112H45L43 109H41V108ZM57 107V108H56ZM67 107V108H66ZM73 107H75V109L73 108ZM130 107H132L131 109H130ZM142 109V110H144V112L140 109V108ZM157 107V108H156ZM54 108H56V112H52L51 110H53ZM70 108H72V110L70 109ZM111 108V109H112ZM124 108V109H123ZM135 108V109H134ZM145 108V109H144ZM159 108V109H158ZM171 108V109H170ZM211 108V109H210ZM254 108V109H253ZM26 109V110H25ZM42 111H41V110ZM58 109H59V111H58ZM61 109V110H60ZM74 109V110H73ZM111 109L108 111V112H110L111 111ZM119 109V110H118ZM121 109V110H120ZM128 109V110H127ZM170 109V110H169ZM219 109V110H218ZM253 109V110H252ZM257 109V110H256ZM37 110V111H36ZM71 110V111H70ZM134 112V110L136 111V113L134 112V115H133V112ZM161 110H162V112H161ZM194 110V109H193ZM192 110V111H193ZM211 110H212V112H211ZM221 110V111H220ZM261 110V111H260ZM26 111V112H25ZM30 111H32V113L30 112ZM41 111V112H40ZM54 111V110H53ZM118 111V112H117ZM123 111V112H122ZM151 111H153L152 113H154V114H151L150 112ZM219 111V113H217ZM248 111V112H247ZM16 112V113H15ZM38 114H37V113ZM42 114V112H44V114L41 116V117H39L40 115V113ZM52 112V113H51ZM63 112V113H62ZM67 112V113H66ZM125 112H126V114H125ZM128 112V113H127ZM129 112H131V115L129 114ZM165 112H166V114H165ZM45 113H46V115H45ZM147 113V114H146ZM157 114H159V112H156ZM171 113V114H170ZM193 113H195L194 111L190 114L191 116V118L192 119H194L195 117L197 118V116L199 115V114H195V117H194V115H193ZM226 113V114H225ZM235 113V114H234ZM260 113V114H259ZM1 114H2V112H0V116H1ZM7 114H9V112H7ZM53 116V117H51V115ZM57 114V115H56ZM119 114H120V116L122 115V114H125V115H122L123 117L124 116H127V117H121L120 118V116H119ZM127 114H129V115H127ZM143 114L145 115V116H143ZM150 114V115H149ZM212 114V115H211ZM215 114H218V115H215ZM259 114V115H258ZM29 115V116H30ZM39 115V116H38ZM48 115H49V117H48ZM60 117H59V116ZM67 115V116H66ZM73 115V116H72ZM75 115V116H74ZM78 115V116H77ZM118 117H116V116ZM135 115H137V116H135ZM148 115V116H147ZM173 115H174V113H173ZM224 115H226V116H224ZM45 116V117H44ZM58 116V117H57ZM130 116V117H129ZM140 116V117H139ZM151 116H150V119H152L151 118ZM200 116H201V114H200ZM216 116V117H215ZM39 117V118H38ZM43 117V118H42ZM55 117H57V118H55ZM114 118V119H111V118ZM116 117V118H115ZM130 118V119H126V118ZM140 118V120L139 119H137V118ZM207 117H210L211 118V120H209ZM215 117V118H214ZM243 117V118H242ZM256 117V118H255ZM258 117L260 118V121H259V119H258ZM62 118V119H61ZM134 118V119H137V120H132V119ZM145 118V119H144ZM195 118V119H196ZM219 118V119H218ZM241 118V119H240ZM52 119H54V120H52ZM58 119V120H57ZM74 119V120H73ZM115 119L116 120H119V119H122L121 121L122 122H120V120H119V123H118V121L116 122L115 121ZM202 119H201V121H202ZM214 121H213V120ZM258 119V120H257ZM36 120V121H37ZM131 120V121H130ZM149 120V119H148ZM217 120H222V121H217ZM232 120V121H231ZM115 121V122H114ZM126 121V123L124 124L123 122H125ZM246 123H245V122ZM257 121H259V122H257ZM130 122H133L132 124L130 123ZM192 122V123H191ZM194 122H196L195 124H194ZM214 122V123H213ZM243 122V123H242ZM255 122V123H254ZM189 123V124H188ZM200 124V126L198 125V124ZM216 123V125H214ZM229 123V124H228ZM231 123V124H230ZM251 123V124H250ZM256 123H258L257 124V126H256ZM123 124V125H122ZM127 124V125H126ZM196 124H197V126H196ZM204 124V125H203ZM242 124V125H241ZM253 124V125H252ZM255 124V125H254ZM184 125V126H183ZM192 125H194V126H192ZM207 127H206V126ZM211 125V126H210ZM222 125V126H221ZM234 125V126H233ZM239 125H240V127H239ZM250 125V126H249ZM258 125H260V128L258 127ZM122 126V127H121ZM192 128H190V127ZM228 126H229V128H228ZM243 126H244V128H243ZM254 128H253V127ZM263 126V127H262ZM112 127L114 128V129H112ZM118 127V128H117ZM137 127H139L138 125H137ZM136 127V129H137V132H138V128ZM188 127V128H187ZM203 127H205V128H203ZM216 127H218V128H216ZM222 127V128H221ZM227 127V128H226ZM237 127V128H236ZM127 128H128V126H127ZM141 128H143L142 126H141ZM140 128V130H142ZM180 128H182V129H180ZM184 128H186V129H184ZM212 128H214V129H212ZM231 128V129H230ZM241 128H243V129H241ZM246 128H248L247 130H246ZM258 128V129H257ZM106 129V131L107 132H109L108 130H107V128H105ZM136 129H135V127L133 128V129H131V130H134V132L136 133ZM144 129V128H143ZM172 129V130H171ZM177 129H178V132H176L177 131ZM189 129V130H188ZM197 129V130H196ZM240 129V130H239ZM250 129V130H249ZM128 129H126L125 130V132L127 131ZM131 130H129V131H127L128 133L131 131ZM139 130V131H140ZM161 130V131H160ZM181 130V131H180ZM186 132H185V131ZM217 130V131H216ZM235 130V131H234ZM236 130H237V132H236ZM124 131V130H123ZM259 131V132H258ZM111 132H113V131H111ZM123 133V135H124V137H129V136H131V135H129V134H132L131 132L128 134V135H126V133ZM169 132V133H168ZM170 132H172V133H170ZM180 132V133H179ZM185 133V134H183V133ZM198 132V133H197ZM249 132V133H248ZM116 133V132H115ZM134 133V134H135ZM177 133H179L180 134V136H179V134H177ZM190 133V134H189ZM195 133V134H194ZM173 135V136H170V135ZM176 134V135H175ZM249 134V135H248ZM126 135V136H125ZM164 135H165V137H164ZM167 135V136H166ZM169 135V136H168ZM193 135H195V136H193ZM198 137H197V136ZM179 137V139H178V137ZM185 136V137H184ZM119 137H120V135H119ZM123 137V136H122ZM168 139H167V138ZM170 137V138H169ZM174 137H176V138H174ZM181 137V138H180ZM188 137H189V139H188ZM173 138V139H172ZM247 138H250V139H247ZM74 138H70V143H71V141H74L73 140ZM166 140V143H165V140ZM178 139V140H177ZM182 139V140H181ZM163 140V141H162ZM175 140V141H174ZM179 140H181V141H179ZM259 140H260V142H259ZM170 141V142H169ZM171 141L173 142V143H171ZM169 142V143H168ZM182 142V143H181ZM171 143V144H170ZM260 143V144H259ZM161 144V145H160ZM163 144V145H162ZM165 144V145H164ZM168 144V145H167ZM181 144V145H180ZM159 145V146H158ZM167 145V146H166ZM172 146L171 148H170V146ZM174 145V146H173ZM220 145H222V143L220 144ZM224 145V144H223ZM244 145V146H243ZM260 145V146H259ZM158 146V147H157ZM169 146V147H168ZM72 147V144H70V148ZM166 147H168L169 148V152H168V148L166 149V151H165V148ZM262 147V148H261ZM158 148V149H157ZM164 148V149H163ZM163 149V150H162ZM259 149H261V150H259ZM160 151V152H159ZM261 153V154H260ZM257 155H260V156H257ZM160 157H162V155L160 156ZM259 159V161H257V163H256V160L257 159ZM261 159V160H260ZM255 162H254V161ZM260 164H259V163ZM253 164H254V166H253ZM258 164V165H257ZM251 166V167H250ZM255 168L254 169V171H253V173H251L252 172V170H253V167ZM259 166V167H258ZM262 166V167H261ZM258 167V168H257ZM248 169V170H250V173L248 172V170L246 171V169ZM257 169V170H256ZM260 169V170H259ZM263 169V170H262ZM244 170V171H243ZM244 172V173H243ZM259 172H261V173H259ZM243 173V174H242ZM260 174V175H259ZM240 175H243V176H240ZM246 175V176H245ZM261 175H262V177H261ZM249 177V178H248ZM259 177H261L260 178V182L258 183V184H256L255 182H257V180L259 179ZM244 178V179H243ZM257 179V180H256ZM256 180V181H255ZM248 183V184H247ZM241 184V185H240ZM256 184V186H254ZM238 186V187H237ZM243 187V188H242ZM248 187V188H247ZM256 187V188H255ZM259 187V188H258ZM226 188V187H225ZM231 188V189H230ZM235 188H236V190H235ZM219 191H218V190ZM223 189V190H222ZM258 189L261 191H259L258 192ZM226 191V192H225ZM250 191V192H249ZM217 192L218 193H220V195L218 194L217 195ZM238 192V193H237ZM256 192H258V193H256ZM263 192V193H262ZM221 193H224V194H221ZM232 193V194H231ZM234 193V194H233ZM247 193V194H246ZM261 193H262V195H261ZM235 194H236V196H235ZM243 194V195H242ZM217 197H216V196ZM234 195V196H233ZM261 195V196H260ZM219 196V197H218ZM227 197V198H226ZM237 197V198H236ZM240 197V198H239ZM248 197V198H247ZM216 198V199H215ZM218 198V199H217ZM240 199H241V201H240ZM258 199H259V201H258ZM260 199H262V200H260ZM221 200V201H220ZM227 200V201H226ZM243 200V201H242ZM220 201V202H219ZM240 202V203H239ZM263 203V204H262ZM218 204V205H217ZM226 204V205H225ZM234 205V206H233ZM236 205V206H235ZM238 205V206H237ZM260 205V206H259ZM219 207V208H218ZM230 207H231V209H230ZM244 208V209H243ZM255 208V209H254ZM22 210H23V208H21ZM229 211H228V210ZM247 209V210H246ZM261 209H262V211H261ZM237 210V211H236ZM249 210V211H248ZM23 211H25V208H24V210ZM239 212V213H238ZM243 212H245L244 214H243ZM257 212V213H256ZM258 212H260V213H258ZM242 213V214H241ZM253 215H252V214ZM240 214V215H239ZM258 214H260V215H258ZM192 215V217L190 218L189 216H191ZM191 215H189V214H187V216H188V218H190V219H194L195 218V216L193 215V214H191ZM237 215H235V217H234V219L235 218H237L238 216ZM252 216V218L253 219H255V218H257V220H256V222H255V224H254V220L252 221V218H251V216ZM257 215H258V217H257ZM261 215H263V216H261ZM186 216V217H187ZM262 217H263V219H262ZM195 222V221H194ZM251 223H253V225L251 224ZM255 225V226H254ZM253 226V227H252ZM263 228H262V227ZM245 227V228H244ZM247 227V228H246ZM249 227V228H248ZM254 227H256V229L254 228ZM259 227V228H258ZM255 230H254V229ZM260 228H262V229H260ZM247 229L250 231H254V233H252V232H250L249 233V231L247 232ZM253 229V230H252ZM258 230V231H257ZM260 232V233H259ZM241 233V234H240ZM248 233V234H247ZM256 233H259V234H256ZM186 234H188L187 232H185V234H183V236H182V238L184 237V239H186V240H189L190 242H191V237L189 238V236H190V234L189 235H186ZM243 234H245V235H243ZM256 234V235H255ZM236 235V238L235 237H233V236H235ZM261 235V236H260ZM192 236V235H191ZM237 236H238V239H237ZM243 236V237H242ZM259 238V239H258ZM185 240V241H186ZM242 240V241H241ZM258 240V241H257ZM259 240H260V242H259ZM231 241H229V242H231ZM240 241V242H239ZM243 241L244 242H246L247 244H249V245H252L251 246V248H248V247H250V246H247V248L249 249V250H251V249H253V250H251V251H249L247 248H243V247H246L245 246V244L246 243H244L243 245H242V243H243ZM257 241V242H256ZM188 242V241H187ZM189 242V243H190ZM236 242H239V243H241L240 244V246L239 245H237V243ZM254 242H255V244L257 243V245H255L254 246ZM263 242V243H262ZM232 243V242H231ZM259 243H261V245H263V246H260V244ZM233 244V243H232ZM219 245V243L218 244H216V246H218ZM172 247H176V245H173ZM219 247V246H218ZM217 247V248H218ZM255 247V248H254ZM171 248V247H170ZM242 250V251H241ZM244 250V251H243ZM247 250V251H246ZM255 250V251H254ZM221 251H223V250H221ZM249 251V252H248ZM261 253H260V252ZM223 252H225V251H223ZM239 252V253H238ZM251 252V253H250ZM237 253V255H235ZM247 253V254H246ZM254 255H253V254ZM258 254V255H260L258 258H256L257 260H259V261H257V262H254V263H252L253 262V260H252V256L254 257L255 256V254ZM221 254V256H219ZM239 254V255H238ZM245 254H246V256H245ZM220 257V258H219ZM244 257H246V258H244ZM251 257V258H250ZM256 257V256H255ZM248 259L250 260V261H248ZM245 260H247V261H245ZM263 261H264V259H262ZM232 262V263H231ZM249 262V263H248ZM260 263H257V264H260Z\"/></svg>",
  "mask_w": 264,
  "mask_h": 264
}]
</instances>
